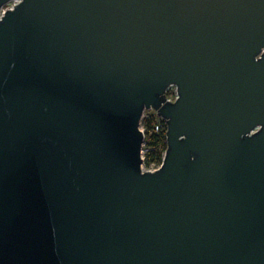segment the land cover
Wrapping results in <instances>:
<instances>
[{
	"label": "water",
	"instance_id": "obj_1",
	"mask_svg": "<svg viewBox=\"0 0 264 264\" xmlns=\"http://www.w3.org/2000/svg\"><path fill=\"white\" fill-rule=\"evenodd\" d=\"M0 264H264V0H0Z\"/></svg>",
	"mask_w": 264,
	"mask_h": 264
},
{
	"label": "trees",
	"instance_id": "obj_2",
	"mask_svg": "<svg viewBox=\"0 0 264 264\" xmlns=\"http://www.w3.org/2000/svg\"><path fill=\"white\" fill-rule=\"evenodd\" d=\"M174 92L171 88L166 91V96H173ZM142 124L144 126L145 134V151L143 157L144 167H150L153 163L159 165L162 161L163 153L166 149V124L163 123L159 131L155 132L150 124V120L143 119Z\"/></svg>",
	"mask_w": 264,
	"mask_h": 264
},
{
	"label": "built area",
	"instance_id": "obj_3",
	"mask_svg": "<svg viewBox=\"0 0 264 264\" xmlns=\"http://www.w3.org/2000/svg\"><path fill=\"white\" fill-rule=\"evenodd\" d=\"M11 5H12V3L7 4L5 7L2 8V11H3L6 7H11ZM170 88L173 90L174 94H173V96H171V97H167V99H168V100H173V99L176 97V90H175V87H174V86H171ZM143 119H148V120H150V124H151V126L153 127V130H154L155 132L159 131L160 126H161L163 123H165L164 119H162L160 116H158L157 113H156V111H155L153 108L145 109V110L143 111L142 119H141V122H140V123H141V128H142L143 133H144V126H143V124H142ZM144 139H145V134H144ZM143 145H145V140H144ZM153 164H154V163H153ZM153 164H152V165H153ZM152 165H151V166H152ZM154 165H155V164H154ZM159 165H160V164H159ZM159 165H157V166L159 167ZM151 166H150V167H151ZM142 167H143V170L146 169V168L144 167V165H143ZM158 167H157V168H158ZM157 168H156V169H157ZM147 169H148V170H155V169H153V168H147Z\"/></svg>",
	"mask_w": 264,
	"mask_h": 264
},
{
	"label": "rangeland",
	"instance_id": "obj_4",
	"mask_svg": "<svg viewBox=\"0 0 264 264\" xmlns=\"http://www.w3.org/2000/svg\"><path fill=\"white\" fill-rule=\"evenodd\" d=\"M144 151H145V145H143V153H142V155H143V157H144ZM158 166L157 165H152L151 167H147V168H153V169H156ZM146 168V167H145ZM145 169V170H148V169Z\"/></svg>",
	"mask_w": 264,
	"mask_h": 264
},
{
	"label": "bare ground",
	"instance_id": "obj_5",
	"mask_svg": "<svg viewBox=\"0 0 264 264\" xmlns=\"http://www.w3.org/2000/svg\"><path fill=\"white\" fill-rule=\"evenodd\" d=\"M170 87H171V86H170ZM170 87H169V88H170ZM169 88H168V89H169ZM168 89H167V90H168ZM140 129L142 130V128H141V123H140Z\"/></svg>",
	"mask_w": 264,
	"mask_h": 264
},
{
	"label": "clouds",
	"instance_id": "obj_6",
	"mask_svg": "<svg viewBox=\"0 0 264 264\" xmlns=\"http://www.w3.org/2000/svg\"><path fill=\"white\" fill-rule=\"evenodd\" d=\"M163 158V157H162Z\"/></svg>",
	"mask_w": 264,
	"mask_h": 264
}]
</instances>
